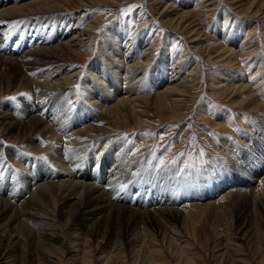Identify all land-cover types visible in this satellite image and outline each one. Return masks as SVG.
<instances>
[{
  "label": "rangeland",
  "instance_id": "374dc122",
  "mask_svg": "<svg viewBox=\"0 0 264 264\" xmlns=\"http://www.w3.org/2000/svg\"><path fill=\"white\" fill-rule=\"evenodd\" d=\"M28 1L16 0L14 5L20 6ZM87 1L83 0V2ZM179 1L177 0V4H180ZM194 1L196 0L189 1L186 5L184 4L185 6L181 4V10H173L169 7L172 0H106L97 6L88 4L84 7L80 0H68L65 6H59L47 17L32 18L25 26L11 25L7 28V33L13 32L22 37L25 28L31 31L40 25L44 28L48 27V29L55 27L60 32L66 28L65 32L70 34L71 30L69 32L68 30L73 25L72 32L75 31V34L80 33V35L88 34V36H84L89 38V42H84L81 46L88 49L84 53L86 55L81 58L71 56L65 60L64 64L70 65L80 72L74 80L76 82L67 90L69 91L67 97L57 94L58 97L51 99V96L48 99V95L51 93L45 90L38 91L34 88H31L32 90L29 88L31 93L29 89L21 91L13 87L0 90V111L13 113L12 115L18 120H25L28 113L33 111L26 112V110L41 107L42 104L49 103V101L50 103H59L57 105L59 116L64 115V118L69 116L71 120L83 119L84 113L80 117L77 112L78 107L91 109L95 96L89 92L91 91L89 86H91V81H98V76H90L88 69L94 66L98 71L104 70L101 60L103 57L100 58V55L106 39L109 37V29L113 27L124 30L128 36H134L136 41L140 37L143 38L144 46L146 45V56L140 59V62H135V59L128 64L123 62V66L117 72L120 76L118 79L120 83L117 85L129 81L128 76H125L129 64L138 63L140 65L145 62V66L142 68L143 74H153L155 64L163 62L160 67L164 70V77L169 79L171 72L168 67L171 63L177 62L179 71L173 78L174 82H177L179 77H184L183 86L186 89L189 88L177 97L175 113L180 118L172 120L168 114L162 112L155 97H152V94L164 89L162 86L166 85V82L163 80L164 82L157 83L156 87L147 88L149 83L152 84L154 77L151 79L143 75L142 80L144 84L146 83V87L142 88V91H146V89L147 91L141 94L145 93L149 97L134 108L136 109L135 114L142 115L140 117L138 114L137 118H142V120L133 116L126 120L121 118L118 122L117 119L114 118V121L108 114H104L102 120L98 121L99 124L96 122L95 125L98 124L105 128L106 133L86 136L81 141L78 140L82 142L79 146L72 144L77 135L69 140L65 139L67 141L58 142V145L57 140L53 144L52 142L47 144L43 138L44 135L37 131H33L30 136L24 139L22 135L18 134V139H16V135L2 132L3 127L0 128V200L4 199L16 208L26 209L25 213L34 215L29 218L25 215L21 217L22 230L24 228L31 230L35 239L32 236L31 242L29 237H26L28 231L19 236L18 240L23 243V252L17 264H75L70 261L66 249L68 246H73L70 244L74 243L71 234L72 221L69 223L66 217L62 219L58 214V206L64 201L62 200L64 198L60 194L51 193V191L50 196L46 197L47 199L44 197L42 198L44 200H41L42 203H37L35 208L33 206L35 211L27 208L23 203L29 200V192L25 189L27 183L34 186L45 182L47 177L55 180L58 176H64L61 181L68 180V182H73L72 185L78 182L76 185L79 186L92 185L95 188L107 186L109 188L107 189L110 190L109 193L114 194L115 204H118L120 199H126L129 201L128 206L137 210H148L147 208H150L153 203L157 206H171L180 213L176 219H169L161 213H155V216L153 214L151 216L153 227L145 221L142 222L143 224L140 223L135 235L139 241L136 247L131 245L117 247L112 243L102 245L92 240L88 241L74 254H79L80 250L86 252V254L81 253L85 260H90V264H225L226 260L235 264H264V211L261 208L253 209L256 218L251 224L253 231L246 240L242 237V231L239 229L241 210L240 207L237 208V204H234L236 202L233 197L235 192L232 189L234 188L224 187L225 189H221H224L223 193L216 197L211 196L197 200L199 191H208L217 182L228 180L224 174V164L227 166V162H233L234 158L238 157V152H243L241 144H252L250 139L259 136L258 131L261 124L263 126L264 123V102L257 108L251 101L232 103L233 99H230L227 89L220 90L214 87L217 86L214 85L215 83L219 84L222 77L225 84L231 85V82H226L229 77L224 74L243 73L245 63L252 57L244 60L245 63L242 60L238 61L244 64V67L242 66L240 69L238 68L239 64L229 61L228 54L217 56L223 52H216L220 40L222 44H226L225 48L227 49L239 50V47L243 45L242 42L238 43L239 38L236 36L231 35L230 40L221 38L222 34L226 32V28L227 32L235 29L232 25L234 21L248 22L242 28L246 32L256 27L253 30L256 33L254 32L252 38L258 45L256 51L258 53L253 52L252 54H256L257 59L264 60V7L263 11L256 16L247 13L257 10L263 0H215L214 7L202 8L203 11L215 9L214 12L203 17L194 11ZM203 1L200 0V2ZM8 4L11 3H7L0 9L8 8ZM250 7L251 10L248 11ZM185 10H192V12L190 16L184 18V22L181 23L184 26H181L177 22ZM169 12H171L170 17L167 15ZM225 14L228 16L226 19H224ZM166 18L172 20V25ZM205 18L207 19L205 20ZM227 20V24H224ZM176 25H178L177 28H175ZM194 25H197L194 31L197 28L201 29L199 36L197 34L192 36L188 33L189 28ZM215 25L218 27V31H222L219 36L213 32ZM242 26L236 24L235 27ZM184 29L187 31L185 32ZM246 32L243 33L247 34ZM149 45L152 48H149ZM8 49H12L11 45L8 46ZM138 51L136 49L134 53L136 58L140 57ZM248 51L245 49L240 53ZM224 68L223 75H214L217 72L220 73L219 70ZM112 69L116 71L115 68ZM255 70L257 71V69ZM263 70L262 66L259 76L264 75ZM160 72L161 69L153 76L158 75L159 77ZM100 73L103 76L107 74L104 71ZM139 75V73H135L132 77L137 78ZM89 76L90 78H88ZM262 77L257 79L258 83H262L261 88L264 85ZM136 85L132 84L131 87H127L126 91ZM215 89L217 90L216 95L214 94ZM98 90L100 89L98 88ZM260 93L263 94L264 90ZM41 94L46 96L39 98ZM243 97L244 95L241 96V98ZM207 100L218 111H226L232 119L234 127L224 123L218 124L212 116L205 115L203 106ZM39 112H41L40 109H37V114ZM55 120H51L54 122L52 128L59 130L61 125L55 123ZM138 123L143 124L139 126ZM96 132L94 133L97 134ZM67 133L64 134L67 135ZM259 138L261 137L259 136ZM246 139L248 141L244 142ZM103 142L105 146H101L100 143ZM32 146H40L42 150L34 151ZM66 168L71 171L69 172L70 177H66V174L62 173ZM236 174L234 173V175ZM153 180L154 182H152ZM129 181H136L139 184L131 183L129 185ZM119 182L125 184L124 188H113V184L117 186ZM262 191L264 189L259 193ZM221 195L228 198L221 197ZM259 199H262L259 202H264V195ZM30 218L32 219L30 220ZM46 233L58 237L57 243L51 242L56 251L42 246L39 242V240L44 241L43 237ZM84 254L88 256V259ZM104 257L107 258L103 262ZM80 264H85V262Z\"/></svg>",
  "mask_w": 264,
  "mask_h": 264
},
{
  "label": "bare ground",
  "instance_id": "6f19581e",
  "mask_svg": "<svg viewBox=\"0 0 264 264\" xmlns=\"http://www.w3.org/2000/svg\"><path fill=\"white\" fill-rule=\"evenodd\" d=\"M15 1L16 0H0V4L2 3L0 5V8L5 7L7 3H11L8 4V8L0 9V90L2 88L7 89L11 87L21 91L22 89L34 88L35 90L38 89V91L45 90L51 93V95H48V99L51 96V99L58 97L57 94L59 96L67 97L69 94V91L67 90L72 86V84L76 82L74 80L80 72L78 70L76 71L72 66L66 65L64 63L66 58L69 59L71 56H79L81 58L86 55L84 53L88 51V49L81 46L84 42H89V38H86L88 34H84L86 36H84L83 34L80 35V33L75 34V31L72 32L73 25L69 27L68 32L71 30L70 34H67L65 32L66 28L64 30L62 29V31L60 32L55 27L53 29L49 27L48 29V27L44 28L40 25L37 29H31V31L25 28V33H23L22 37L13 32L7 33L6 30L11 25H17L21 27L25 26L32 18L39 19L45 16L47 17V15H49L50 13L56 11L59 6H65L66 1L68 0H29L27 3L20 6H15ZM80 1L82 6L84 7L88 6V4H90L91 6H97L103 4L106 0H88L87 2H83V0ZM189 1L191 0H180V4H177V0H172V3H170L169 7L173 8V10H181V4L186 5ZM205 3L207 4L203 5ZM194 4V11H196L198 15L203 17L204 15L207 16L210 13L214 12L215 9L203 11L202 8H210L211 6L214 7L216 2L215 0H204L203 2H200V0H196L194 1ZM263 7L264 0L262 4L258 6L257 10L247 13L252 14V16H256L258 13L263 11ZM250 10L251 7L248 9V11ZM171 12L167 14L168 17H170ZM191 12L192 10L183 11L178 18L177 24L183 23L185 20L184 18L190 16ZM227 17L228 16L225 14L224 19H226ZM166 19L168 20V23L172 25V20L169 18ZM206 19L207 18H205V20ZM227 22L228 20L224 22V24H227ZM246 23L234 21L232 25L235 29L227 32L226 28V32H224L222 34L223 36H221L222 39L228 38V40H230L231 35L238 37V43L242 42L241 44H243L242 46L240 45L241 47H239V50L225 48L226 44H222L220 40L219 45L216 48V52L220 53L221 51H223L222 53H220V55H217L219 57L228 54L229 61H231L233 64H239L238 68L240 69L242 68V66L244 67V60H247L250 56L252 57L247 61L248 63H245L243 73L239 72L233 75L230 73L224 74L225 76L229 77L227 78L226 82H231V85L225 84V81L222 77V80H220L219 84L215 83L214 85L217 86L214 87L220 90L227 89V91H229L230 93V99H233V102L231 101L232 103H245L247 101H251L252 104L257 108L264 102V93H260L262 92V90H264V85L261 88L262 83H258L257 81V79L261 78L262 76L264 80V75L259 76L261 73L260 68L262 66L264 68V60L261 58L257 59L256 54H252L253 52H256L258 50V45L252 38V35L256 33L255 31H253L256 29V27L251 29L250 31L248 30L247 32L243 31L242 28ZM236 24H240L243 26L235 27ZM181 26L184 25L181 24ZM177 27L178 25H176L175 28ZM196 27L197 25L190 27L188 33H190V35L192 36L194 34H197V36H199V31L201 29L197 28L196 31H194ZM109 31V37L106 39L104 49L102 50V53L100 55V58L103 57L101 58V60L103 61L102 65L104 69L101 71L109 74V77L106 76L107 74L103 76L102 73H100L101 71L96 70L94 66V68L92 67L88 69L90 76H98V81H91V86H89V90H91L89 92L93 96H95L93 98L94 100H92L93 102L91 104V109H80L78 107L77 112H79L80 117L84 113L83 119L71 120V118L69 119V116H67L65 117L66 119H69L67 121L64 118V115H62L63 117L59 116L57 106L59 103H50L49 101V103H40L42 104L41 107L35 106L37 108L26 110V112L29 110L33 111L28 113L27 117L24 118L25 120H18L12 115L13 113L10 114L8 113V111H0V128L3 127L2 132L16 135V139H18V134H20L24 139L30 136L33 131H37L39 134L44 135L43 138L44 140H46L47 144L48 142H52L53 144L55 140H57L56 143L58 144V142L60 141H67L74 135H77V137L74 136L75 141L77 140L76 143L74 141V143L72 144H77V146H79L82 144V142H79L78 140L81 141V139L86 136L91 137L92 135H101L106 133V129L98 125V121L102 120V116L104 114H108L113 119H117L118 122L119 120H121V118H123V120L124 118L126 120V118L128 117L132 118L133 116L137 118L138 114L140 115V117H142L140 113H134V111L136 110L134 108L138 104H140L142 100H145L149 97V95L145 93L141 94L147 91V89L146 91H142V88L146 87V83L144 84V81L142 80L144 78L143 75L148 76L151 79L154 77L152 79V84L149 83V86L147 88H153L154 86L156 87L159 83H162L164 81L166 82V85L164 84L165 86H162V88L164 89L160 92H157L156 94H152V97H155V100L163 113L168 114L172 120H178L180 117L175 113L177 110V107H175L176 99H178L177 97L180 96V94H183L187 89H189H186L183 86L184 77H179L177 79V82H174L175 79L173 78H175L179 71V63H171L170 67H168L171 72L169 79L164 77V70L160 67L162 66L163 58L161 59V65L159 63L155 64V69L152 71L154 74L155 72L159 71V69H161L159 77L158 75L155 77L150 73L143 74L142 68L145 66V62L140 63V65H138V63L129 64L127 67V75H125L128 76L129 81L125 83L123 82V85H117L118 83H120L118 80L120 76H118L117 72L123 66V62L128 64L131 60L134 59L135 62H140V59L145 58L146 56V45L144 46L143 38L140 37L136 41V38L134 36L126 35L125 31L120 28L113 27L112 29H109ZM184 31L186 32L187 29H184ZM213 32L215 35L219 36L222 31H218V27L215 25L213 26ZM243 32H246L247 34ZM57 33H60V35L58 36ZM231 43H234V41H231ZM10 45L12 49L9 50L8 46ZM149 48H152V46L149 45ZM136 49L139 50L138 52L140 55V57L137 58L136 56H134ZM245 49L249 51L246 53H240ZM162 51L164 52L163 49ZM254 59H256V62H254ZM241 60L243 61V63L238 62ZM253 66L255 67L252 69ZM112 68H115L116 71H114ZM255 69H257V71ZM219 71L220 73L216 71L217 74L214 75H223L225 68ZM135 73H139L140 75L137 78H134L132 76H134ZM112 74H114L115 76H111ZM90 76L88 78H90ZM106 82L108 83L106 84ZM13 83L15 84L14 86L12 85ZM132 84L137 85L134 88L126 91L127 87H131ZM98 88L100 90H98ZM30 89L29 92L31 93L32 91H30ZM65 90L66 92L64 93ZM214 92V94L216 95L217 90L215 89ZM243 95L244 97L241 98V96ZM41 96L46 95L41 94L39 98H41ZM97 100L100 103L94 102ZM96 103L98 104L96 105ZM81 104H83V102H81ZM81 104L80 107L82 106ZM203 108H205V115L212 116L213 119L218 122V124L224 123L228 124L231 127H234V123L231 121L232 119L229 117V114L226 111H218L212 104H210L208 100L206 101ZM37 109H40L41 111L38 114ZM84 110L86 111L84 112ZM54 119L57 120H55V123L61 125L59 130L52 128ZM137 119L142 120V118ZM96 122L98 123L97 126L95 125ZM142 124L143 123H138L139 126H141ZM62 126L65 128H63ZM96 131H99L100 133H97ZM94 132H96L97 134H95ZM258 132L261 138H259V136L251 138V145H247V143L241 144L240 147L243 152H241L239 149L240 152H238L237 154L238 157L234 158L233 162H227V166L224 164V174L228 180L217 182L216 184L212 185V187L209 188L208 191H199L197 196V200L202 198H210L211 196L216 197V195L218 196L223 193L225 189L224 187L234 188L232 189L233 192H235L233 197L236 202L234 201V204H237V208L240 207L241 210L239 213V229L240 231H242V237L246 240H248V237L253 231V227L251 224H253L256 218V215L254 216L253 214V209H256L257 207V210L258 208H261V210L264 211V202H259L260 200H262L259 198L264 195V191H262V193H259L262 189H264V123L263 126L261 124L260 130ZM64 133H67V135ZM97 140L99 141V139ZM246 141L248 140H244V142ZM100 144L102 146L104 145V142ZM32 147L33 150L37 152L42 150V147L40 146ZM43 150L45 151L44 148ZM69 172L71 171L67 170V168L66 170L62 171V173L66 174V177H70ZM234 173L237 174L234 175ZM63 177L64 176H58L55 178V180L47 177L48 179H46L45 182L35 185L33 184L34 186H30L27 183L25 189L27 190V192H29V200H26L23 203L27 208L33 209V206L35 208L37 203L41 202V200H44L42 198L50 196L51 191V193L55 195L60 194V196L64 198L62 199L64 201H62L60 203V206H58V214L62 219L66 217V220L69 223L72 221L71 234L74 243L70 244L73 246L67 245L68 248L66 249L68 251L66 249L65 250L67 251V254H69V257L71 259L70 261L75 262V264H80L81 262L83 263V261L85 262V264H90V260H85L84 256H82V253L86 254V252H82L80 250V253L82 252L81 254H74L78 251V248L83 247L84 244H86L90 240L102 245L106 243H112L113 246L117 247H126L127 245L136 247V244H138L139 241L137 240V237L135 238V235L137 232L136 230L138 229L137 226L140 223H144L145 221L148 225L153 227L154 223L152 222L151 217L153 214V216H155L157 213H161L169 219H176L177 217H179L178 215H180L179 211L172 208L171 206H157L151 203L152 205L151 207L148 206L150 207L147 208L148 210L141 211L140 209L137 210L128 206L129 201H127L126 199H120L121 203L119 202L118 204H115V201H113L114 194L109 193L110 190H108L109 188L107 186L99 188L84 184V186H79L76 185L78 182L75 185H72L71 183L73 182H68V180L61 181ZM136 181H129V185H131V183H138L139 179L138 182ZM146 181H148V179ZM152 182H154V180ZM115 184H113V188L118 187V189L124 188L125 185L120 184V182L117 184V186H114ZM222 188L224 189L221 190ZM222 196L223 195H221V197ZM32 211H35V209H33ZM25 212H27L26 209H21L19 207L16 208L8 201L4 199L0 200V264H17V261L20 260L19 257L23 252V243L19 241L18 238L19 236L25 234V231H28L26 237H29V240L31 242L32 236L33 239H35V235L32 234L33 232L31 230H27L25 228L22 230V222L20 221L21 217H23L24 215L28 218L29 216L34 217V215H32L31 213ZM31 219L32 218H30V220ZM49 231L50 230H48V232ZM43 238H45L44 241L39 240L41 239L40 237L38 239L42 246L49 247L50 249H54V251H56L55 246L52 245L51 242L57 243L58 237L51 233H46L45 237ZM85 256L88 259V256ZM106 258L107 257H104L102 261H106ZM225 264L235 263L226 260Z\"/></svg>",
  "mask_w": 264,
  "mask_h": 264
}]
</instances>
